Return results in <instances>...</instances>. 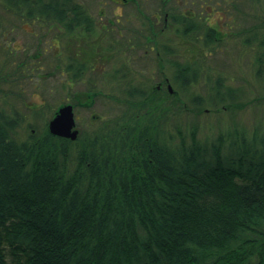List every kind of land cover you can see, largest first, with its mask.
I'll return each instance as SVG.
<instances>
[{
  "label": "trees",
  "instance_id": "1",
  "mask_svg": "<svg viewBox=\"0 0 264 264\" xmlns=\"http://www.w3.org/2000/svg\"><path fill=\"white\" fill-rule=\"evenodd\" d=\"M174 1L164 0L157 13L201 53L183 57L173 41L152 37L160 64L173 69L159 83L174 85L171 93L135 80L127 64L109 73L118 94H104L91 79L81 91L86 101L78 95L67 104L91 108L104 94L118 112L93 130L77 127L76 140L49 130L65 103L47 99L27 119L16 104L25 91L15 89L26 65L11 62L9 54L0 58V264H264V125L249 128L231 119L201 137L203 123L194 118L235 117L245 103L242 89L206 59L204 49L222 43V31ZM1 4L0 37L10 16L42 20L49 30L63 26L67 33L91 20L79 0ZM232 7L231 35L253 52L255 76L264 82V0H234ZM138 10L146 25L155 24ZM136 39L123 50L143 48L145 41ZM62 61L55 59L68 76L63 86L84 79L85 62ZM251 103L264 110V95Z\"/></svg>",
  "mask_w": 264,
  "mask_h": 264
},
{
  "label": "rangeland",
  "instance_id": "2",
  "mask_svg": "<svg viewBox=\"0 0 264 264\" xmlns=\"http://www.w3.org/2000/svg\"><path fill=\"white\" fill-rule=\"evenodd\" d=\"M107 0H83V2L89 7L94 8L97 6V2ZM234 0H175L174 3L179 5L183 10V13L193 16L194 12L197 16H202L207 20L208 24L215 26L219 31H222V43H217L210 47H206L204 50L207 52L206 59L208 63L214 67V72H223L224 75L229 76L228 82L234 84L238 88L242 89V101L245 106L238 111L235 117H231L230 113L212 116L207 114L194 118L195 120H201L203 123L202 136H206L213 132H220L225 129L234 119L235 123L249 128L255 127L257 123H263L264 125V110L262 107L258 108L252 105V99L260 94L264 95V82L258 80L255 76V65L253 62V52L242 48L239 44L237 36L231 35V24L236 22V16L232 15L230 10L233 7ZM109 2V0H108ZM164 0H131L129 8L131 15V24L139 25L141 22L145 24L147 20L142 17L141 22L137 21L138 3L145 13L150 15L157 23L159 16L157 13L160 10V6ZM112 3V2H111ZM110 3V7H111ZM113 4V3H112ZM176 5V6H177ZM0 0V13H3ZM114 6V4H113ZM170 6V4H169ZM248 9V8H247ZM96 11V10H95ZM121 10L115 9L114 14H119ZM158 14V15H157ZM7 14H5L6 17ZM160 15V21L158 22V28L160 31V38L157 39L160 43L167 41H173L175 48L180 49V54L183 57H191L194 54L199 55L202 51V47L199 45L187 44L186 41L181 39L178 32L177 25H174L172 21ZM8 17V16H7ZM14 16H10L6 22L3 23V33L0 37V45L4 47V51L1 53L0 58L3 56L11 57V62L17 63L24 62L26 65L24 76L20 75L22 79L15 80V89L23 88L25 95L23 99L16 104L20 111L27 115L28 120H32V111L44 106L47 103V99L51 101L53 105H59L60 103H69L73 99L80 98L84 94L83 90L88 89L92 84L90 80L93 79L97 86L104 89L105 92L111 94H118V84L113 81L109 73L120 69L123 64H127L126 68L131 71L130 76L135 80L144 81L145 84L150 87L165 88L169 90L168 85H160V81L163 77H169L172 74V67L165 63L160 64L162 61L155 51H150L146 55V49L154 45L152 42L144 44L143 48H135L127 51L126 55L122 54L123 48H110L111 52L108 53V46L98 40V35L92 33L84 34L83 42L79 43L80 39L76 42L68 43V41L62 38L63 33L60 28L56 26L50 27L42 20L38 21H16ZM18 18V17H17ZM238 18H241L238 15ZM165 19V20H164ZM242 19V18H241ZM240 19L238 24H240ZM247 24H249L247 22ZM237 29V24L233 26ZM226 33H229L226 35ZM68 37V36H67ZM67 39L71 40V37ZM74 37L72 38V40ZM69 40V41H70ZM143 39V41H145ZM14 47L15 53H10L11 48ZM178 56V55H177ZM69 57H76L80 61L85 62L87 65V74L84 75V79L78 83H72V86H63L61 84L65 79H68L64 72L56 67L55 59L61 63L62 60H67ZM63 62V61H62ZM163 63V62H162ZM140 72V74H139ZM246 78V81H242ZM111 79V80H110ZM161 79V80H160ZM1 86L8 90L11 84H1ZM20 86V87H18ZM12 87V86H11ZM174 87V85H173ZM175 88V87H174ZM198 91L202 92L201 86L197 87ZM46 90H49L46 92ZM83 91V92H81ZM171 93V92H170ZM102 95L96 99V102L91 108H85L84 106H78L75 108V115L77 121V127L79 129L93 130L96 128L100 120H104L116 114L118 112L117 105L112 98ZM85 99V100H84ZM87 98L83 96L82 102ZM12 101V100H10ZM64 105V104H63ZM32 109V110H31ZM37 123H42L43 120L37 118Z\"/></svg>",
  "mask_w": 264,
  "mask_h": 264
},
{
  "label": "flooded vegetation",
  "instance_id": "3",
  "mask_svg": "<svg viewBox=\"0 0 264 264\" xmlns=\"http://www.w3.org/2000/svg\"><path fill=\"white\" fill-rule=\"evenodd\" d=\"M82 4L86 5L83 0H79ZM114 6H113V4ZM111 3V7H110ZM131 0H108L107 1H99L97 2V6L94 8H89L87 5L88 13L90 14L91 20L90 23L87 24V26H82V24L77 25L74 30L71 33H67V30L62 26L60 28V31H62L64 35V40L68 41V43L72 42H78L77 39L82 38L79 40V43L83 42L84 34L87 33H94L95 35H98V40L104 43L108 46V49L110 48H128L131 45L134 47L137 41V37H141L142 40L146 38L145 42L143 44L152 43V37H158L160 38V31L162 29L158 28V22L160 21V16L157 17V23L152 25H146L140 23L137 25L131 24V15H130V8ZM139 8L140 3H138ZM115 9L121 10L119 14H114ZM96 10V11H95ZM139 11V10H138ZM137 21L141 22V16L142 14H138L137 12ZM165 19H168V16L166 15ZM148 29H150L148 31ZM151 31H155L153 33ZM71 37L70 39H67L68 37ZM74 39L72 40V38ZM149 39V40H147ZM70 40V41H69ZM156 44L150 46L151 50ZM149 50L146 49L147 54L150 53ZM111 52V50H108V53ZM127 51L122 50V54L126 55Z\"/></svg>",
  "mask_w": 264,
  "mask_h": 264
},
{
  "label": "water",
  "instance_id": "4",
  "mask_svg": "<svg viewBox=\"0 0 264 264\" xmlns=\"http://www.w3.org/2000/svg\"><path fill=\"white\" fill-rule=\"evenodd\" d=\"M170 92H173V86L168 85ZM49 130L52 134L76 140L79 134L74 106L65 104L61 106L56 115L49 121Z\"/></svg>",
  "mask_w": 264,
  "mask_h": 264
}]
</instances>
